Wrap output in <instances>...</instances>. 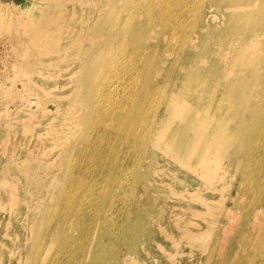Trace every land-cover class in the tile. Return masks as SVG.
<instances>
[{"label": "bare ground", "instance_id": "bare-ground-1", "mask_svg": "<svg viewBox=\"0 0 264 264\" xmlns=\"http://www.w3.org/2000/svg\"><path fill=\"white\" fill-rule=\"evenodd\" d=\"M19 3L0 0V28L10 33L20 61L5 64L6 72L15 71L16 81L22 72L16 67L32 57L30 88L40 89L42 80L51 78L40 70L42 40L64 50L58 71H51L57 84L50 91L44 86L46 100L30 94L25 109L21 102L26 97L16 94L20 105L13 113L19 116L9 122H3L0 109V148H18L27 145V139L41 142L47 136L53 156L35 159L37 150L21 156L16 148L17 155L11 150L0 168V193L22 203L31 220V259L41 240L47 237L54 243L61 236L62 220L48 217L66 191L55 157L62 158L66 146L82 139L95 145L98 171L103 163L110 166L107 172L104 168L106 177L95 178L85 190L94 187L97 192L107 185L105 196L95 199V211L86 220L87 226L93 224L95 235L77 264H202L207 249L217 256L215 264L240 262L249 240L243 236L244 241L231 246L230 223L221 229L229 230L228 235L217 240L221 249L204 243L214 221L207 218V207L216 203L207 198V188L218 181L225 185L233 156L244 154L255 138L252 123L264 121V0H45L36 10L34 4L28 5L35 15L23 23L17 19ZM19 86L23 88V83ZM7 92L0 90V95ZM106 111L110 112L107 121L95 120ZM210 112L224 117L208 119ZM23 113L36 120L31 127ZM40 126L44 131L36 135ZM90 126L92 134L87 138L82 130ZM125 130L133 137H124L125 151L117 160L121 165L111 167L117 137L121 139ZM211 131L215 138L207 142ZM129 145L139 147V152L131 154ZM209 145L223 149L214 167L207 162ZM153 147L163 154H150ZM133 155L138 164L131 167L128 158ZM173 161L187 166L183 178L177 175L181 171L168 167ZM187 177L201 185L188 184ZM106 200L119 204L109 203L108 211L121 209V222L113 223L114 231L103 224V217L112 215L104 208L107 215L100 211ZM226 216L234 220L230 213ZM254 227L258 237L261 226ZM9 238L19 242L12 233Z\"/></svg>", "mask_w": 264, "mask_h": 264}, {"label": "rangeland", "instance_id": "rangeland-1", "mask_svg": "<svg viewBox=\"0 0 264 264\" xmlns=\"http://www.w3.org/2000/svg\"><path fill=\"white\" fill-rule=\"evenodd\" d=\"M44 2L45 0H20L17 17L18 21L21 23H23L25 20L29 21L31 19L30 17L35 15V11H31L27 8L28 5L34 4V10H36L38 8L37 5H41ZM42 13L43 12H40V15ZM5 18L7 17H3L4 20H6ZM18 21L17 23H19ZM40 39L42 40L43 37ZM11 40L12 38L10 33L6 31V29L0 28V85H2L0 90L3 92L8 90L4 96L0 95V109H2L1 115L3 116H1V118L3 119V122H9V120L12 121L14 117L16 118L19 116L17 112L13 113L20 105L19 102L15 100L16 94H21L23 97H26L25 100H22L21 102L22 105L24 104L26 106L25 109H28L27 106L30 104V94L37 95L38 100L45 99L46 93L44 94L43 92L45 90L44 86L48 91H50V88L57 84L58 79L56 80V77L52 76L51 71H58L60 64L59 58L64 54V50H62L59 45H56L51 41L49 42L42 40L40 44V49L42 50V54L40 55V70H44L47 73L46 77L51 78L45 82L42 80L44 86L41 85L40 89H32L30 88L29 82V79H32L29 76L32 70V57H30L27 62H24V65L22 61V65L17 66L18 68L16 67V70H22L16 81L14 76L15 71L13 72V70L10 68L11 70L9 69L8 73L6 72L8 69L6 70L4 65L6 64L7 66L9 61L10 63L19 64L17 62L19 61L17 60L19 59V56L16 54L17 51L13 48ZM63 41L64 39L62 40V38H60L59 42L62 43ZM51 51L53 53H50ZM52 59L53 61H51ZM20 80H22V82H18ZM20 83H23V88L19 86ZM4 87H6V89H3ZM226 108L224 110L225 112ZM213 110L214 109L208 110L207 108V111ZM27 111L28 110H25L24 112ZM109 113L110 112L106 111L104 113L105 116H95V120L107 121L110 116ZM235 116L236 114H231L232 118ZM25 117L28 118L27 126L29 127H31L33 123L36 122L34 117H32L30 114H25ZM207 117L208 119H214L218 121L219 118H223L224 115L219 116L210 112L207 114ZM262 119H264V117H262ZM252 125L254 127L255 138H253V141H251L246 146L247 149L244 154L237 152L238 155L233 156V162L228 167L229 171L227 172V177L224 179L225 185L221 184V181H218L217 183H213L214 186H211V188H207V198L216 200V203H210V209L207 207L209 210V212H207V218H211L214 221L211 223L213 230L211 231L210 235L207 236V239L204 243L207 242V248H209V245L213 244L217 249H221V244H217V240L220 237L225 238L230 230L231 232L228 235L229 238L234 236V242L231 244V246L236 247L237 243L244 241L243 236H245V240H249L247 252L245 257H241L240 262L238 261L237 264H264V121L260 125H256V123L255 125L252 123ZM91 129L92 126H90V130L88 131H84L83 129L82 135L84 133L86 137L89 138L92 134ZM42 131H44V128L40 126L34 131V133L39 135V133ZM26 132L31 133L30 130H26ZM211 133L213 132H207V142H211L213 137L215 138V135H212ZM73 135L75 136V133H73ZM126 135L133 137L132 131L126 132V130L121 132V139H118L117 137L116 150L113 152L114 154L112 153L114 156L112 155L111 167H119V165H121V163L117 160L119 159V155L122 156L125 151V149L122 151V148L125 147L123 144L124 137ZM38 141V139H27V145L18 146V148L15 146H5L0 148V168H2L6 162L7 154L9 152L12 153V151L14 152V155H17L15 153L19 152V155L23 156L24 151L37 150L39 154L33 156L35 159L48 160L50 157H53L51 152H49L47 136H42L41 142ZM36 142L39 143V146H35ZM87 143L91 144V142L87 140L82 141V139L73 141L72 146H66L64 148V156L62 158L55 157V160H57L55 162V166L56 169L63 175L62 184L63 187L65 186L66 191L59 196L55 202L53 212H50L48 217L62 220L61 236L54 243L48 240L47 237L46 239L41 240L35 254L36 256L32 259L30 256L34 252H32L31 249L34 232L31 228V220L26 216L27 209L22 205V203L17 202L18 204H16L13 197L4 195L2 193L3 191H1L0 264H77V261H80L83 258V248L85 246H89L92 243L93 238L91 236L95 235L93 224H89L87 226L86 220L95 211L96 206L93 204L95 203V199L98 200L105 196V189H103V187L107 185L104 184L100 191L97 192L96 190H93L96 189L94 187L87 192L85 190L87 186L89 187L90 185H93V180L95 178L106 177V172L110 166V163L108 162L106 164L103 163V165H100L99 172L96 169L97 164L95 163L94 158V153L96 151L95 145H87ZM6 147H8V152L5 150ZM128 149L130 150L131 154H134V150L136 153L139 152L140 148H134L129 145ZM2 150L4 153H1ZM149 153H154L158 156L163 154L162 150L155 147L149 148ZM222 153L223 149L219 148L218 145L207 146V162L214 167L216 164H218V162L221 161ZM137 164L138 162L136 156H129L128 165L134 167ZM31 166L33 165L31 164ZM168 167L170 170L181 171L177 172V175L180 178L184 177L182 172H186L187 168L185 163L181 161H173L168 165ZM104 168L106 172L104 171ZM197 170H199L198 166L195 167V171ZM151 179L153 181L152 177ZM103 180H105V178H103L101 182ZM165 180L166 182H170V178L168 177H165ZM187 181L188 184L191 183L192 186L201 185L200 182H196L190 177H187ZM80 185H82L81 187L83 189L79 193L78 191L81 190L79 189ZM188 187L190 191H194V189L191 190V186ZM198 190L203 193L202 187ZM42 191L46 192L44 189ZM22 200L23 198H20L19 202H22ZM111 202L119 205L117 203L118 200H116V202L114 200H106L99 208H101L100 211L104 215H107L106 212H108V214H112L109 219L103 217L105 219L103 220V224L110 226V230L114 231L115 224L113 223L115 221L116 224L121 222V214L119 212L121 209L120 206H118L114 209L112 208L114 211H108L111 210L109 206V203ZM164 202H166L165 199ZM167 203L171 205L173 204L171 200H167ZM45 206L49 208V203L47 200H45ZM194 206L199 207L198 204H194ZM17 208L18 210L15 211ZM103 208L106 210V212L103 210ZM227 211L234 217V220H228L230 218L226 216L228 215V213H226ZM215 212L220 213L219 215H216L217 213ZM242 213L245 215L243 219ZM13 215H16V218L13 217ZM102 216L103 215L100 217ZM112 217L114 219H112ZM8 220H10V224L6 226V222H8ZM229 223L232 228H229L226 233L225 231L223 232L221 230L222 227L224 224ZM254 224H260L261 226V232L258 237L254 235ZM237 230L239 231L238 234ZM11 233L19 238V242H12V240L9 238ZM168 250L170 253L173 251L171 248H168ZM252 253L254 254L251 255ZM202 256V264H211V261H214L215 264L216 259H218L217 256L213 257L208 249L206 252L202 253ZM218 264H222V261Z\"/></svg>", "mask_w": 264, "mask_h": 264}]
</instances>
